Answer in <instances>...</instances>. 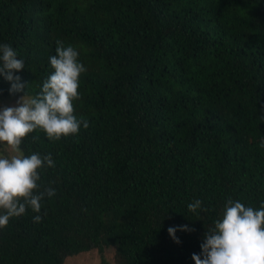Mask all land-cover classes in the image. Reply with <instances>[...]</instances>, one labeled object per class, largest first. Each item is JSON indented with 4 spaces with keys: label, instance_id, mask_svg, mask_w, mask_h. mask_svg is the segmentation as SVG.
Returning a JSON list of instances; mask_svg holds the SVG:
<instances>
[{
    "label": "trees",
    "instance_id": "trees-1",
    "mask_svg": "<svg viewBox=\"0 0 264 264\" xmlns=\"http://www.w3.org/2000/svg\"><path fill=\"white\" fill-rule=\"evenodd\" d=\"M57 40L87 69L73 103L89 127L22 142L51 154L39 190L55 195L0 229V264L109 249L115 264H195L229 198L264 202V0H0V45L24 60L29 97ZM10 87L0 75V99L25 94Z\"/></svg>",
    "mask_w": 264,
    "mask_h": 264
},
{
    "label": "clouds",
    "instance_id": "clouds-1",
    "mask_svg": "<svg viewBox=\"0 0 264 264\" xmlns=\"http://www.w3.org/2000/svg\"><path fill=\"white\" fill-rule=\"evenodd\" d=\"M55 52L49 58L54 71L41 91L29 97L20 76L14 75L23 70L24 60L17 59L9 44L0 45V75L11 83L9 93L25 92L15 106L0 109V229L6 228L11 219L25 215L28 209L40 213L41 201L55 195L52 188L39 190L41 170L55 167L51 154L25 155L22 142L36 131L44 132L49 141L56 142L77 135L81 124L85 129L89 127L88 121L78 120L74 115L73 103L81 99L80 77L87 69L73 46L57 40ZM201 205L202 201L197 199L187 207L199 215L206 211ZM41 219L35 215L33 222L39 223ZM181 230L189 229L184 226ZM168 232L179 243L176 229L170 227ZM201 249L203 258L192 256L195 264H264V202L254 208L229 198L220 218L207 229Z\"/></svg>",
    "mask_w": 264,
    "mask_h": 264
},
{
    "label": "rangeland",
    "instance_id": "rangeland-1",
    "mask_svg": "<svg viewBox=\"0 0 264 264\" xmlns=\"http://www.w3.org/2000/svg\"><path fill=\"white\" fill-rule=\"evenodd\" d=\"M18 98L0 99V109L9 106H15ZM6 155L8 153H5ZM115 249L105 251L102 258L98 250H93L89 253H83L75 257L68 258L65 264H115Z\"/></svg>",
    "mask_w": 264,
    "mask_h": 264
}]
</instances>
